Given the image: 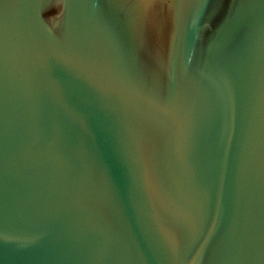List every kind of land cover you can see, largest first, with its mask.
<instances>
[{"label": "water", "instance_id": "95a60500", "mask_svg": "<svg viewBox=\"0 0 264 264\" xmlns=\"http://www.w3.org/2000/svg\"><path fill=\"white\" fill-rule=\"evenodd\" d=\"M0 264H264V0H0Z\"/></svg>", "mask_w": 264, "mask_h": 264}, {"label": "snow or ice", "instance_id": "6c2138e0", "mask_svg": "<svg viewBox=\"0 0 264 264\" xmlns=\"http://www.w3.org/2000/svg\"><path fill=\"white\" fill-rule=\"evenodd\" d=\"M99 90L101 91V92H103V91H106L105 89H103V88H99Z\"/></svg>", "mask_w": 264, "mask_h": 264}]
</instances>
